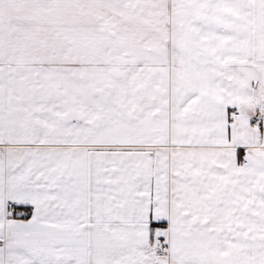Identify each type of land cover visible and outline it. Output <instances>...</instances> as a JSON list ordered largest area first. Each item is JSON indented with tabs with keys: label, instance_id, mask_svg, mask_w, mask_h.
<instances>
[{
	"label": "snow or ice",
	"instance_id": "snow-or-ice-1",
	"mask_svg": "<svg viewBox=\"0 0 264 264\" xmlns=\"http://www.w3.org/2000/svg\"><path fill=\"white\" fill-rule=\"evenodd\" d=\"M0 264H264V0H0Z\"/></svg>",
	"mask_w": 264,
	"mask_h": 264
}]
</instances>
